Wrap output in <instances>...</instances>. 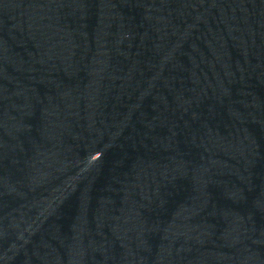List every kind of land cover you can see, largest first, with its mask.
<instances>
[{"label":"water","instance_id":"95a60500","mask_svg":"<svg viewBox=\"0 0 264 264\" xmlns=\"http://www.w3.org/2000/svg\"><path fill=\"white\" fill-rule=\"evenodd\" d=\"M113 0H0V264H61Z\"/></svg>","mask_w":264,"mask_h":264}]
</instances>
